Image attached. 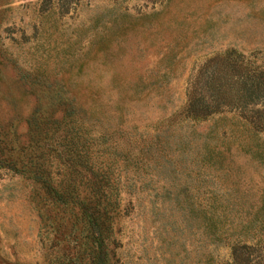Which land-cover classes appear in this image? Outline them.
I'll return each instance as SVG.
<instances>
[{
	"label": "rangeland",
	"instance_id": "obj_1",
	"mask_svg": "<svg viewBox=\"0 0 264 264\" xmlns=\"http://www.w3.org/2000/svg\"><path fill=\"white\" fill-rule=\"evenodd\" d=\"M39 6L40 0H0V156L18 168H31L34 149L25 117L47 100L45 84L96 87V99L109 108L110 125L115 122L114 102L123 106L115 137L123 147L133 145L138 165L137 173L125 175L131 177L130 188L120 193L123 204L130 200L128 213L111 217L108 263L206 264L202 253L208 249L211 264H224L227 243H205L197 216L176 209L168 199L178 194L198 201L207 195L202 189L211 186L212 179L204 178L207 169L183 154L175 162L177 171L156 167L170 154L156 146L155 134L157 141L174 138L173 120H181L187 132L206 131L215 122L222 124L218 133L233 127L236 136L240 133L237 140L251 134L250 125L236 113L184 119L178 113L186 100L187 76L205 58L229 47L244 54L258 49L256 61L264 63V0H79L77 8L61 16H42ZM99 12L104 15L95 30L101 38L88 47L94 36L91 18ZM86 48L81 65L73 62L68 73L58 72L64 57ZM115 84L128 94L134 87L141 92L135 98L121 96ZM256 106L264 107V101ZM226 137L233 139L231 133ZM147 147L148 152L141 150ZM180 147L184 154L191 151L185 139ZM230 148L239 189L257 197L264 169L235 142ZM184 183L186 189L179 192ZM85 234L70 200L52 201L31 178L0 167V264H88L92 247Z\"/></svg>",
	"mask_w": 264,
	"mask_h": 264
},
{
	"label": "trees",
	"instance_id": "obj_2",
	"mask_svg": "<svg viewBox=\"0 0 264 264\" xmlns=\"http://www.w3.org/2000/svg\"><path fill=\"white\" fill-rule=\"evenodd\" d=\"M52 1L40 0L42 16L51 13L61 16L69 8H77L79 2L59 0L58 3L56 0L52 5ZM102 15L104 12L94 13L91 18L89 28L94 36L88 47L101 38V32L95 30V25ZM112 20L116 18L113 16ZM86 52L87 48L79 49L64 57L59 62L58 72L61 75L68 73L67 68L73 62L79 61L81 65ZM257 52L258 49H254L244 54L229 47L192 67L186 79L185 104L178 113L182 119L204 118L216 112L236 113L250 125L251 134L237 140L240 133L236 136L233 127L228 125L218 133L217 127H222V124L215 122L206 131L191 129L187 132L182 129L181 120H173L172 128H177L178 132L174 138L163 140L164 144L157 141L159 133L155 134L156 146L161 151L166 147L165 152L170 154L165 164L156 167L167 172L177 171L175 162L181 161L183 154V157L188 156L189 162L199 163L202 171L207 169L204 178L212 179L209 180L211 186H202L203 190H208L207 195L198 201L178 194L168 199L176 209L186 210L189 216H197V226L205 243H227L229 258L224 264H264V172L260 185L256 187L259 190L257 197L247 195L243 188L238 187L239 178L232 171L229 156L230 145L235 142L245 156L264 169V107L256 106L264 101V63L256 61ZM44 75L47 78L51 74ZM21 77L25 79L26 75ZM28 81L34 84L32 78ZM131 89L128 94L117 88L121 96L124 94L130 98L141 92L140 88ZM43 90L47 100L34 105L25 117L32 142L29 147L34 149V159H29L32 163L28 164L31 168H18L2 156L0 167L31 178L43 187L52 201L64 203L66 199L70 200L76 209V222L86 231L85 237L91 243L92 254L88 264H109L110 250L107 246L112 241L108 237L111 217L128 213L130 200L123 204L120 193L132 184L131 177L125 175L129 171L131 175L138 172L136 156H132L131 151L133 145L123 147L115 137L123 118V106L117 100L114 102L115 122L110 125L107 121L109 108L96 99V87L67 88L63 84H45ZM54 112L58 116H52ZM226 133H231L233 139H228ZM0 134L4 132L0 131ZM182 139L188 141L191 150L186 154L180 147ZM148 148L141 150L146 153ZM124 176L128 181L123 179ZM213 177L216 182H213ZM185 189V183L179 185V192ZM238 190L241 194L237 193ZM202 257L206 264H211L212 256L208 249L203 251Z\"/></svg>",
	"mask_w": 264,
	"mask_h": 264
}]
</instances>
